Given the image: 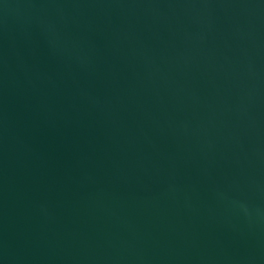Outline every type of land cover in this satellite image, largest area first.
<instances>
[{"label": "water", "instance_id": "95a60500", "mask_svg": "<svg viewBox=\"0 0 264 264\" xmlns=\"http://www.w3.org/2000/svg\"><path fill=\"white\" fill-rule=\"evenodd\" d=\"M0 264H264V0H0Z\"/></svg>", "mask_w": 264, "mask_h": 264}]
</instances>
